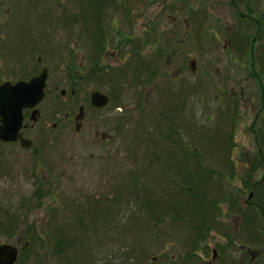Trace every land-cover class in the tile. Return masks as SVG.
<instances>
[{
    "label": "rangeland",
    "instance_id": "374dc122",
    "mask_svg": "<svg viewBox=\"0 0 264 264\" xmlns=\"http://www.w3.org/2000/svg\"><path fill=\"white\" fill-rule=\"evenodd\" d=\"M217 1L229 13L264 6L0 0V23L14 22L9 9L20 12L21 30L0 38V82L49 68L32 146L0 142V243L15 239L5 228L25 232L17 264H205L224 240L231 254L223 264H239L240 245L252 241L238 239V218L254 223L247 201L264 200V122L254 134L245 111L256 106L234 86L248 76L241 64L264 51V29L239 18L241 39L229 44L231 24H214ZM79 6L83 20L73 17ZM176 6L189 28L174 24ZM94 91L109 99L100 111ZM80 105L85 118L75 131ZM254 183L262 185L250 199ZM62 233L64 245L54 238Z\"/></svg>",
    "mask_w": 264,
    "mask_h": 264
},
{
    "label": "flooded vegetation",
    "instance_id": "af4514ba",
    "mask_svg": "<svg viewBox=\"0 0 264 264\" xmlns=\"http://www.w3.org/2000/svg\"><path fill=\"white\" fill-rule=\"evenodd\" d=\"M181 1L182 0H174V2L176 4H180ZM183 1L186 3L191 2V0H187V1L183 0ZM219 3H221V2L217 1L216 5L213 7V10H211V9L210 10L212 12H214V16L216 18L215 23H214L215 25H218L217 24L218 21L231 24V28L229 27L230 29L228 30V34H230L232 36V38H227V40H225L226 42H229V44H230V42L237 43L241 39V36L237 35V33H236L238 31L237 29H239V27L237 29H236V27L240 24V21L238 22L236 20H238L239 18L245 19L246 17H248L249 19H252L253 22H251V20H249L246 23L247 27L249 26V22L253 23L254 25L257 26L256 31L258 33H260V31L262 29H264V6H261L260 8L257 7L254 9L249 8V9H251V11L249 13L248 12L243 13L240 9H238L237 6H233L235 9L234 13L233 12L229 13V11L225 7H219ZM15 10H16V8H15ZM183 11L184 10L180 9V6H176V10L174 11L175 16L173 15L174 24H176V22H179V24H185L186 27L189 28L188 27L189 23L187 21L189 16H187V14L184 13ZM181 12L184 13V14H182L183 16H180ZM18 13H20V12L11 13L10 9L8 10L7 14L12 15L14 22H11V23L10 22H3V24L0 23V38L6 39V37L4 35V34H6V32H8L7 35H9L8 39H12L15 36L19 35V34H17V31H21V30H20V27L18 24L19 21H17V18H16L18 16ZM76 16H78V19H81V20L84 19L83 10H81L80 6H79V14H75V17ZM73 17H74V15H73ZM93 17L95 19V15ZM184 18H186V19H184ZM241 22H243L245 24V22L243 20ZM243 25H241V26H243ZM177 26H179V25H177ZM55 28H58V27L55 26ZM32 29H33V27H32ZM32 29L30 28L29 30H32ZM60 30H62V29H60ZM257 38H258V36L256 35V37L253 38V42H256ZM182 40H184V39H181V42H182ZM34 45H36V44H34ZM259 52H260V54H251L250 64L248 63L249 60L245 61L248 64V66L246 65L245 62L241 64V62L239 61V63L241 65H243V68L247 69L248 76H245V77L242 76V78H241L242 81L237 79L235 81V86H234V89L237 88V90L240 92L239 95H240L241 99L246 98L248 100H253V105L256 106V108L254 109V112L252 111V106H251L249 112L245 111V113L248 114V116L253 118L252 131L254 134L256 133L255 127L260 126L261 123L264 122V51L259 49ZM37 61L39 63H41L42 57L38 56ZM196 63H197L196 59H192L190 61V64H191L190 67H191V71L193 73H195V70H196V67H195ZM185 66H186L185 63L183 62L182 66H179V71L183 72L182 70L185 69ZM82 67L83 66H81V69H82ZM44 69H47V74H48L49 68L47 66H44L40 72H36V73L33 72V74H30V77L28 79H31L32 77L39 75ZM203 74H207V73L204 71ZM48 77H49V74H48ZM48 77H47L46 83H48ZM28 79H17L15 81L10 80V79H6V80L16 82L18 80H28ZM246 79H250L251 82H248ZM3 81H5V80H3ZM0 83H2V81ZM196 85L197 84H195V86ZM47 89H48V84H46V87H45V96L47 93ZM56 90H57V87H56ZM180 93H182L183 96L185 95L181 91L178 94H180ZM187 93L189 94V92H187ZM59 94H61V96H65L66 92L61 90ZM75 94H76V91L74 90L72 92V96H75ZM190 94H192V93H190ZM91 95H92V93H91ZM91 95H90V103L92 102L91 101ZM234 95H236V92H234ZM183 96H180L181 104H183V98H182ZM91 105L94 109L100 111L101 109L106 107L108 104L102 108H97L92 103H91ZM37 106H38V104H37ZM81 107H83V112L80 111ZM257 108H258V110H257ZM32 111H33V109H28V108L24 109V111H23L24 119L22 122V126L20 128V133L22 135L21 137H23L24 139H29L31 141V146L33 144V140L30 137H28V131L36 128L38 123L41 121V117H42V114H41L40 109H39V114H38V116H36V118H37L36 121H32L31 120ZM74 114H75L74 120H75V129H76L75 131H77V128H80L82 126L81 123H83V120L85 118L84 106L80 105L78 111ZM68 117H69L68 113L64 115L65 119H67ZM56 125L57 124L55 123V124H53L52 127H56ZM104 137L106 139H108L106 135H104ZM0 142L3 144H8V145H19L23 149H26L23 147L21 139H18L15 142H9V141L8 142L0 141ZM257 152H259L261 154L262 150L259 148V150ZM256 169H258V168L256 167L254 170H256ZM247 170L251 171L252 168L247 169ZM257 184L258 183H254V186H253L252 191L250 192V195L248 198L251 199L253 196H255V192H256L255 190L258 188L257 186L262 185V184H259V185H257ZM261 196H263V193H258L257 194L258 198H255V200H252V201L251 200L247 201L248 205L250 206L248 210H250V212H253L255 215L254 218H256L254 220V223H252V220L250 218L251 216H249V217L247 216L243 223H242V220H243L242 216H239V218H238V222H237L238 239H242V241H244L245 239L248 238L249 241H252V242H248L247 246L244 243H242L240 245L239 251L241 252V259H240V262H238L239 264H246V263H248V264H252V263L253 264H264V200L262 199ZM258 207L261 210L260 213L257 210ZM251 225H252V228H250ZM256 228H260L262 231L258 232V230H255ZM9 230L12 232L11 236H13V237L15 236V239H13V243H11V244L18 247L19 254H20L21 247L17 246V245L20 243L19 239H21V235L24 236L25 232H19L16 234L15 230H12V229H9ZM221 233L223 235H225L226 237L229 234V232H227V230L225 232L221 231ZM29 234H31V230H29ZM227 239H228V237H227ZM226 244H227V242H226V240H224V242H222V247L218 248V250L215 247H211V250H210L211 253H210L209 257H207V259L205 260V264H223V261L227 262L228 261V255H230L231 252L226 247ZM26 245H27V243H24V246H26ZM255 252H257V253H255Z\"/></svg>",
    "mask_w": 264,
    "mask_h": 264
},
{
    "label": "water",
    "instance_id": "95a60500",
    "mask_svg": "<svg viewBox=\"0 0 264 264\" xmlns=\"http://www.w3.org/2000/svg\"><path fill=\"white\" fill-rule=\"evenodd\" d=\"M47 77V69H44L30 80H18L14 83L7 80L0 84V141L15 142L21 139L24 148L31 146V141L21 137L20 133L23 111L33 109L31 120L36 121L39 114L37 104L45 97ZM91 101L95 107L102 108L108 104L109 99L107 95L94 91ZM80 111L83 112V107ZM18 253V248L14 245L0 244V264H15Z\"/></svg>",
    "mask_w": 264,
    "mask_h": 264
},
{
    "label": "trees",
    "instance_id": "16d2710c",
    "mask_svg": "<svg viewBox=\"0 0 264 264\" xmlns=\"http://www.w3.org/2000/svg\"><path fill=\"white\" fill-rule=\"evenodd\" d=\"M94 14H95V18H97V10L94 12ZM98 15H99V13H98ZM75 16V15H74ZM99 40H101V39H99ZM98 40V41H99ZM99 45H100V41H99ZM94 47H95V44H94ZM93 55H96V52L93 54ZM97 63V62H96ZM190 189H191V187H190ZM48 193V192H47ZM5 232L8 234V235H12V232L9 230V229H7V228H5ZM35 235V234H34ZM34 235L32 236V237H34ZM55 239H56V241L57 242H59V243H61V244H63L64 245V242H65V236H64V234L62 233V234H59V235H56V237H54ZM23 250H25L26 248H25V246L22 248ZM37 264H39V263H37Z\"/></svg>",
    "mask_w": 264,
    "mask_h": 264
}]
</instances>
